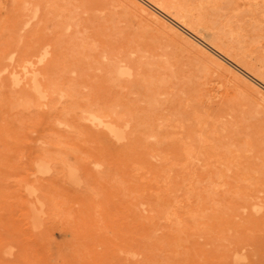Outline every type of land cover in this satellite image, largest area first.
<instances>
[{
  "label": "rangeland",
  "instance_id": "obj_1",
  "mask_svg": "<svg viewBox=\"0 0 264 264\" xmlns=\"http://www.w3.org/2000/svg\"><path fill=\"white\" fill-rule=\"evenodd\" d=\"M149 1L0 0V264H264V0Z\"/></svg>",
  "mask_w": 264,
  "mask_h": 264
},
{
  "label": "bare ground",
  "instance_id": "obj_2",
  "mask_svg": "<svg viewBox=\"0 0 264 264\" xmlns=\"http://www.w3.org/2000/svg\"><path fill=\"white\" fill-rule=\"evenodd\" d=\"M142 1L145 2V4H147V7H148V3L151 2V1H149V0H142ZM154 1H155V0H154ZM156 1H157V0H156ZM160 1H161V0H160ZM168 1H169V0H168ZM181 1H182V0H181ZM183 1H185V0H183ZM205 1H206V2H204L205 6L211 4V3L208 4V0H205ZM210 1H211V0H209V2H210ZM220 1H221V0H219V2H220ZM225 1H228V0H225ZM230 1H231V0H230ZM232 1H233V0H232ZM232 1H231V2H232ZM235 1H236V0H235ZM246 1H247V0H246ZM258 1H259V0H258ZM157 2H158V1H157ZM157 2H156V3H157ZM163 2H165V1L163 0ZM163 2H162V3H163ZM202 2H203V0H202ZM202 2H198V3H202ZM212 2H215V1H212ZM222 2H224V0L221 1V5H224V6L226 7L225 4H227V3L224 2V4H223ZM243 2H244V1H243ZM243 2H242V3H243ZM256 2H257V0H256ZM159 3H160V2H159ZM180 3H181V2H180ZM187 3H188V2H187ZM187 3H186V4H183V2H182V5H185V8H186L187 6L190 7V3H189V5H187ZM194 3H195V2H194ZM198 3H197V4H198ZM206 3H207V4H206ZM228 3L230 4V2H228ZM244 3H245V2H244ZM248 3H249V2H248ZM254 3H255V1H254ZM257 3H258V2H257ZM191 4L193 5V3H191ZM197 4H196V5H197ZM202 4H203V3H202ZM202 4H200V5H202ZM204 4H203V5H204ZM213 4H214V3H213ZM217 4H218V1H217ZM232 4L234 5V2H232L231 5H232ZM235 4H236V2H235ZM140 5H141V4H140ZM158 5H160V4H158ZM170 5H171V4H170ZM186 5H187V6H186ZM192 5H191V6H192ZM215 5H216V4H215ZM236 5H237V4H236ZM238 5H239V4H238ZM251 5H252V4H251ZM259 5H260V3H259ZM262 5H263V4H261V6H262ZM149 6H150V5H149ZM152 6H153V5H152ZM154 6H155V5H154ZM165 6H166V5H165ZM194 6H195V5H193V6L191 7V9L194 8ZM197 6H198V5H197ZM216 6H217V5H216ZM227 6H228V4H227ZM249 6H250V4H249ZM255 6H256V5H255ZM261 6H260V7H261ZM150 7H151V6H150ZM182 7L184 8V6H182ZM189 7H188V9L191 10ZM200 7H201V6H200ZM200 7H199V8H200ZM202 7H203V6H202ZM208 7H209V6H208ZM211 7H213V5H211ZM211 7H210V8H211ZM221 7H222V6H221ZM221 7H218V6H217L216 8H212V10H210V11L213 12L214 9H215V10H216V9L218 10V8L221 9ZM225 7H224V8H225ZM228 7H230V5H229ZM237 7H238V6H237ZM237 7H236V8H237ZM253 7H254V6H253ZM145 8H146V7H145ZM156 8H158V7H156ZM156 8H155V10H156ZM173 8H174V7H173ZM185 8H184V9H185ZM196 8H197V7H196ZM196 8H195V10H196ZM199 8H198L197 11H199ZM203 8H205V7H203ZM210 8H209V9H210ZM224 8H222V9H224ZM232 8L235 9V7L231 6V9H232ZM247 8H248V7H247ZM250 8H251V7H250ZM158 9H160V8H158ZM166 9H167V8H166ZM166 9H165V10H166ZM168 9H170V8H168ZM171 9H172V8H171ZM176 9H177V8H176ZM188 9H187V10H188ZM206 9H207V7H206ZM206 9H205V10L203 9V10L206 11ZM228 9H229V8H228ZM237 9H238V8H237ZM237 9H235V12H236ZM253 9H255V7H254ZM142 10H143V9H142ZM160 10H161V9H160ZM193 10H194V9H193ZM248 10H249V9H248ZM255 10H256V9H255ZM258 10H259V11L256 12V13H257L256 17L258 16L259 13L262 14V12H260V9H258ZM162 11H163V10H162ZM162 11H159V13H161ZM170 11H171V10H170ZM170 11H168V12H170ZM231 11H232V10L229 9L228 14H229ZM237 11H238V10H237ZM261 11H262V10H261ZM263 11H264V9H263ZM174 12H176V11H174ZM179 12H180V11H179ZM201 12H202V10H201ZM211 12H210V13H211ZM232 12H233V11H232ZM164 13H165V12H164ZM164 13H163V14H164ZM172 13H173V12H172ZM181 13H182V12H181ZM203 13H204V12H203ZM225 13H227V12H224V14H225ZM237 13H238V15L240 14L239 11H238ZM247 13H248V12H247ZM249 13H250V11H249ZM161 14H162V13H161ZM173 14H174V13H173ZM207 14H208V13H207ZM207 14L204 13L205 16H206ZM224 14H223V15H224ZM233 14H235V13L233 12ZM233 14H231V15L233 16ZM170 15H171V14H170ZM185 15H188V14H185ZM189 15H190V14H189ZM192 15H193V14H192ZM196 15H197V12H196ZM199 15H200V13H199ZM201 15H202V13H201ZM231 15H230V17H231ZM250 15H251V13L249 14V16H250ZM262 15H264V13H263ZM172 16H173V15H172ZM176 16L178 17L179 15L176 14ZM176 16H175V17H176ZM205 16H200V18H199V17H197V18H198V19H201V17L203 18V17H205ZM207 16H208V15H207ZM252 16H253V15H252ZM252 16H251V17H252ZM193 17H194V16H193ZM193 17H189V18L191 19V18H193ZM195 17H196V16H195ZM195 17H194V18H195ZM225 17H229V15H228V16H225ZM225 17L223 16V18H225ZM230 17L227 18V19L229 20V19L232 18V17H231V18H230ZM234 17H235V16H234ZM236 17H237V14H236ZM256 17H255V21L257 20ZM258 17H259V16H258ZM261 17H262V16H261ZM261 17H260V19H262ZM166 18H167V17H166ZM170 18H172V17L170 16ZM180 18H182V17L180 16ZM185 18L188 19L187 16H186V17L184 16V19H185ZM253 18H254V17H253ZM172 19L176 20L175 18H172ZM190 19H189V20H190ZM198 19H196V18H195V20L192 19V20H193L192 22H195V21L197 22ZM203 19H205V18H203ZM207 19H208V17H207ZM250 19H252V18H250ZM169 20H170V19H169ZM181 20H182V19H181ZM209 20L211 21L210 18H209ZM212 20H213V19H212ZM223 20H224V19H223ZM236 20H237V18H236ZM238 20H239V19H238ZM252 20H253V19H252ZM178 21H179V19H178ZM178 21H177V22H178ZM183 21H184V20H183ZM187 21H188V20H187ZM187 21H186V22H187ZM204 21H205V23H207L206 20H204ZM210 21H209V22H210ZM213 21L215 22V20H213ZM263 21H264V20H263ZM192 22L190 21V24H191ZM211 22H212V21H211ZM220 22H221V21H220ZM227 22H228V21H226V24H227ZM231 22H232V21H231ZM231 22H230V23H231ZM188 23H189V22H188ZM198 23H200L199 20H198ZM201 23H202V22H201ZM224 23H225V20H224ZM224 23H222V24H224ZM230 23H229V24H230ZM252 23H253V21H252ZM256 23H257V21H256ZM256 23H253V24H256ZM178 24H180V26H181L182 29L185 28L184 30H187L188 27L184 26L183 23L181 24V23L178 22ZM196 24H197V23H196ZM214 24H216V23H213V25H214ZM222 24L220 25V23H219V25L221 26V28H222V26H223ZM226 24H224V25H226ZM229 24H228V25H229ZM258 24H260V23H257V25H258ZM164 25H165V24H164ZM175 25H176V24H175ZM185 25H186V23H185ZM206 25H208V24H206ZM209 25H210L211 27L213 26L212 23L209 24ZM228 25H227V26H228ZM191 26L194 27V24H192ZM191 26H190V27H191ZM195 26H196V25H195ZM201 26H202V25H201ZM204 26H205V25H204ZM216 26L218 27V25H216ZM220 26L218 27L219 29H220ZM252 26H253V25H251V27H252ZM255 26H256V25H255ZM190 27H189V29H190ZM197 27H199V26L197 25ZM206 27H207V26H206ZM224 27H225V26H224ZM228 27H229V26H228ZM228 27H226V28L228 29ZM231 27H232V26H231ZM258 27H259V26H258ZM202 28H203V27H202ZM254 28H257V27H253V30H254ZM260 28H261V26H260ZM260 28H259V29H260ZM204 29H205V28H204ZM209 29H210V28H209ZM213 29L215 30V29H217V28L212 27V30H211V31H213ZM227 29H226V32H227ZM205 30H206V29H205ZM224 30H225V29H224ZM232 30H233V28H232ZM255 30H257V29H255ZM260 30H262V28H261ZM191 31H192V30H191ZM195 31H196V30H195ZM199 31H200V30H199ZM199 31H198V32H199ZM220 31H221V30H219V32H220ZM229 31H231V29H230ZM239 31H240V30H239ZM188 32H190V31H188ZM222 32H223V31H222ZM222 32H221V35H222ZM226 32L223 33V36H224V34H225ZM236 32H237V30H236ZM236 32H235V33H236ZM255 32H256V31H255ZM257 32H258V30H257ZM261 32H262V31H261ZM196 33H197V32H196ZM199 33H200V32H199ZM204 33H208V32H207V31H204L203 34H202L201 36H204ZM216 33H218V30L214 31V35H215V36H217ZM239 33H241V32H239ZM259 33H260V32H259ZM263 33H264V32H263ZM263 33H262V34H263ZM208 34H209V33H208ZM211 34H212V33H211ZM218 34H219V33H218ZM227 34H228V33H226L225 35H227ZM231 34H232V32H231L230 34H228L227 36H231ZM257 34H258V33H257ZM192 35H193V34H192ZM234 35H235V34H234ZM237 35H238V34H237ZM240 35H241V34H240ZM240 35H239V36H240ZM208 36H209V35H208ZM208 36L206 35V37H208ZM215 36L213 37L214 39H215ZM241 36H243V35H241ZM262 36H264V35L259 34V36H257V37H262ZM217 37H218V36H217ZM217 37H216V39H217ZM225 37H226V36H224V38H225ZM232 37H235V36L232 35ZM213 38H211V41L213 40V42H215V40H214ZM224 38H223V39H224ZM235 38H236V37H235ZM235 38H233V39H235ZM237 38H238V37H237ZM237 38L235 39V41H234V40H233V41L231 40V41H232L231 43H235L236 41H238ZM240 38H241V37H239V41L242 39V38H241V39H240ZM219 39H220V38H219ZM226 39L228 40L229 37L226 38ZM226 39H225V40H226ZM217 40H218V39H217ZM244 40H246L245 37H244ZM223 41H224V40H223ZM223 41L221 40V42H220V40H219V43H221V45H222V44L224 45V43H222ZM239 41H238V44H239ZM213 42H212V44H213ZM241 42H243V41H241ZM241 42H240V43H241ZM249 42H250V41H249ZM249 42L245 41L246 45H247ZM215 43H216V42H215ZM227 43H228V42H227ZM231 43H229V44H231ZM236 43H237V42H236ZM225 44H226V43H225ZM238 44H237V46L239 47ZM249 44H250V43H249ZM214 45H216V44H214ZM223 45H222V46H223ZM240 45H241V44H240ZM216 46H218V42H217V45H216ZM226 46H227V44L225 45V47H226ZM232 46H233V45H232ZM234 46H235V45H234ZM234 46H233V47H234ZM243 46H244V45L242 44V47H243ZM248 46H249V45H248ZM252 46H253V45H252ZM228 47H229V46H228ZM228 47H227V49H229ZM230 47H231V46H230ZM242 47H241V48H242ZM244 47L247 48V50L250 49V48H248V47H246V46H244ZM244 47H243V48H244ZM215 48H216V47H215ZM215 48H214V49H215ZM218 49H219V48H218ZM234 49L236 50V49H238V48H236V46H235ZM219 50H220V49H219ZM222 50H223V49H222ZM230 50H232V49L230 48ZM238 50H240V48H239ZM241 50H242V49H241ZM244 50H245V52H246V49H244ZM250 50H252V49H250ZM224 51H226V50L224 49ZM232 51H234V50H232ZM236 51H237V50H236ZM248 51H249V50H248ZM218 52L220 53V51H218ZM228 52H230V51H228ZM237 52H238V51H237ZM237 52H236V53H237ZM240 52H241V51H240ZM245 52H244V53H245ZM250 52H251V51H250ZM236 53H235V54H236ZM241 53H242V52H241ZM244 53H243V54H244ZM251 53H252V52H251ZM223 54H224V53H223ZM246 54H247V53H246ZM246 54H245V57H246L247 55L250 56V53L247 54V55H246ZM230 55L233 56L234 53H233V54L231 53ZM238 55H240V54L238 53ZM228 56H229V55H228ZM241 56H242V58H244V57H243L244 55H241ZM234 57H238V56H234ZM234 57H233V58H234ZM247 57H248V56H247ZM231 58H232V57H231ZM242 58H240V59L242 60ZM235 59H236V58H235ZM237 60H239V59H237ZM239 61H240V60H239ZM242 61H243V60H242ZM225 62H226V61H225ZM244 62L246 63V58H245V61H244ZM245 63H243V64H245ZM217 64H218V63H217ZM246 65H249V64H246ZM236 67H237V66H236ZM248 67H250V65H249ZM237 69H238V68H237ZM250 69H251V67H250ZM252 70H253V67H252ZM254 70L256 71V69H254ZM240 71H241V69H240ZM258 73H259V72H258ZM258 73L256 72L255 75H256V74L258 75ZM261 75H263V73H260V76H261ZM254 77H255V76H254ZM262 77L264 78V76H262ZM257 78H258V77H257ZM259 78H260V77H259ZM263 78H262V79H263ZM253 80H254V79H253ZM255 81H256V80H255ZM259 81H260V80H259ZM69 108H70V106H69ZM72 108H73V107H72ZM74 108H75V107H74ZM74 108H73V109H74ZM64 110H65V109H64ZM82 110H85V111H86V109H82ZM65 111H66V110H65ZM71 111H72V109H71ZM66 112H67V111H66ZM68 112H69V111H68ZM91 114H92V118H93V113H91ZM96 114H97V113H96ZM79 115H80V114H79ZM97 115H99V113H98ZM108 115H110V114H108ZM101 116H102V115H101ZM103 116H104V115H103ZM103 116H102V117H103ZM95 117H97V116H95ZM95 117H94V119H95ZM65 119H66V118H64V120H65ZM99 119H100V118H99ZM102 120H103V119H102ZM95 121H96V120H95ZM103 121H104V120H103ZM64 122H65V121H64ZM67 122H68V121H67ZM67 122H66V123H67ZM106 122H107V121H106ZM98 123H99V122H97V124H98ZM68 124H69V122H68ZM107 124H109V123H107ZM110 124H111V123H110ZM110 124H109V126H110ZM98 125H99V124H98ZM111 125H112V124H111ZM112 126H115V125H112ZM117 126H118V124H117ZM117 126L115 127V129L117 128ZM119 126H121V125H119ZM70 127H71V125H70ZM124 127H125V126H124ZM72 128H73V127H72ZM111 128H112V127H111ZM119 129H122V127L119 128ZM71 130H73V129H71ZM148 130H149V129H148ZM113 131H114V130H113ZM117 131H118V130H117ZM120 132H121V131H120ZM147 132H148V131H147ZM149 132H150V131H149ZM149 132H148V133H149ZM111 134H112V133H111ZM111 134H110V135H111ZM118 134H120L119 131H118ZM121 134H122V132H121ZM112 135H113V134H112ZM112 135H111V136H112ZM146 135H147V134H146ZM114 136H115V135H114ZM122 138H123V137H122ZM123 139H124V138H123ZM149 180H150V179H149ZM152 181H153V180H151V182H152ZM202 197H203V196H202ZM161 209H163V211H162V214H163L164 211H165V209H164V208H161ZM161 209H160V210H161ZM37 210H38V209H37ZM193 214H194V213H193ZM195 214H197V213H195ZM152 215H154L153 217H155V214H152ZM152 215H151V216H152ZM165 215H166V213H165ZM149 216H150V215H149ZM149 216H148V217H149ZM151 216H150V217H151ZM190 216H191V215H190ZM192 216H193V215H192ZM195 216H196V215H195ZM195 216H194V217H195ZM150 217H149V218H150ZM197 217H198V216H197ZM149 218H148V220H149ZM151 219H152V218H151ZM153 219H154V218H153ZM154 220H155V219H154ZM154 220H153V223L155 222ZM155 223H156V222H155ZM200 230H201V229H200ZM172 232H173V231H172ZM180 234H181V233H180ZM39 236H40V235H39ZM163 242H168V241H163ZM162 244H163V243H162ZM164 244H166V243H164ZM253 244H254V243H253ZM166 245H167V244H166ZM255 245H256V244H255ZM160 246H162V245H160ZM164 246H165V245H164ZM233 250H235V249H233ZM234 252H236V251H234ZM211 253H212V252H211ZM212 254H213V253H212ZM235 254L237 255V253H235ZM225 255L227 256V254H225ZM230 255H231V254H230ZM230 255H229V256H230ZM232 256H233V255H232ZM2 257H3V256H2ZM150 257H151V256H150ZM236 257H237V256H236ZM239 258H241V256H240ZM232 259H233V257H231V260H232ZM234 260L236 261L237 258H234ZM243 260H244V259H243ZM148 261H150V260H148ZM152 261H153V259H152ZM228 261H230V260H228ZM228 261H226V262L228 263ZM213 262H214V261H213ZM221 262H222V261H221ZM231 262H232V261H231ZM239 262H240V261H236V263H239ZM149 263H151V262H149ZM206 263H207V262H206ZM216 263H217V260H216ZM216 263L214 262V264H216ZM218 263L220 264V261H219V260H218ZM233 263H234V262H233ZM228 264H229V263H228ZM230 264H231V263H230ZM255 264H256V262H255Z\"/></svg>",
  "mask_w": 264,
  "mask_h": 264
}]
</instances>
